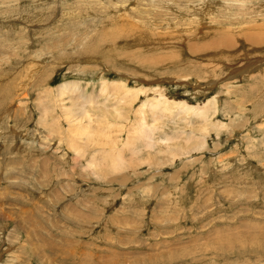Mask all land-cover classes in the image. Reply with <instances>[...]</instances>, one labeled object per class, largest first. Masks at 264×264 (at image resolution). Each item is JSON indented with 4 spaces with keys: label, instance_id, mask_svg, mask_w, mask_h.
<instances>
[{
    "label": "rangeland",
    "instance_id": "rangeland-1",
    "mask_svg": "<svg viewBox=\"0 0 264 264\" xmlns=\"http://www.w3.org/2000/svg\"><path fill=\"white\" fill-rule=\"evenodd\" d=\"M74 81L101 123L78 160L60 108L41 115ZM161 95L216 98L209 133L167 119L143 148ZM0 264H264V0H0Z\"/></svg>",
    "mask_w": 264,
    "mask_h": 264
},
{
    "label": "bare ground",
    "instance_id": "bare-ground-1",
    "mask_svg": "<svg viewBox=\"0 0 264 264\" xmlns=\"http://www.w3.org/2000/svg\"><path fill=\"white\" fill-rule=\"evenodd\" d=\"M195 10H197V9H195ZM199 17H200V15H199ZM113 85H114V87H116L115 89H117L118 87L125 88L124 85L120 86V83H117V82L114 83ZM105 87H106V83L104 82V84L102 86L101 97H104L102 95H106L107 93L110 92ZM228 89H229V87H228ZM128 92L131 93V90H129ZM227 94H229V91L227 92ZM96 95H97L96 93L88 94L87 92H84V90H82L81 83L76 82V81L68 82L66 84H62L56 90H54L52 93H49L48 96L46 94L47 97L51 98V101H50V99H48L46 97L45 102L46 103L48 102L49 105H51V107H47L42 111V114H41L42 119H44L46 117V115L48 117L53 112H55L54 110L57 107L60 108V111L63 113V118L68 121L69 126H72V128L70 127L71 131L72 130L75 131L72 134L73 136L71 139L75 140L74 137H76V140L74 142L70 143V145L72 146V148H74L73 151L77 157V160L84 158L85 154L87 153V152L83 153L84 148L81 149V147L80 148L76 147L77 145L78 146L82 145L81 143H83L82 146H85L86 143L89 142V138L85 139L84 135H89L87 137H90V140H91V137H93V135L98 133L101 129V123H98L99 121L97 120V123H98L97 124L96 120L91 118V116L93 117L94 114H92L90 112V110L92 109V106L95 104H98L97 100H96L97 99ZM107 96H108V94H107ZM127 96H128V94H127ZM66 100L69 101L68 103L70 104V106H67L65 104ZM147 103L148 104L143 105L141 107V109L139 110V116L141 115L140 116L141 120L139 119L140 122L138 123V127L136 130V132H137L136 133V135H137L136 141L144 142L142 147L150 149V150L155 149L158 146L157 143L159 141H156L155 138L157 137L156 134L159 133L160 131H162L161 125H162L163 121L168 119V120H171L172 122L176 123L178 120L183 119L182 117H186V119H187V118H190L189 115H191V117L195 116V120L197 122V123L194 122L195 124L190 123L189 121L186 122L187 120H181V122L187 123L190 127L195 126L197 124L201 125L203 130H206V131H208L207 133H209V131L211 129L212 116L216 115L219 112L218 111L219 108L217 107L218 101L216 98L209 100L207 103H204L205 104L204 106L199 107V108L191 106V105L183 103V102L171 103V101L167 100L166 97L163 95L159 96L156 100L151 101V102H147ZM100 106H101V104H100ZM147 107H149V108H147ZM146 109H148L149 112L151 113L150 119H152V121H153L152 124L147 122L146 119L144 118L146 115L145 114ZM114 112L118 117H122V114L120 113L121 111L119 112L118 110H115ZM102 115L104 116L106 114L103 113ZM87 119H90V123L89 124L86 123L87 125L86 124L83 125L82 122L85 120L87 121ZM100 119H102V118H100ZM44 120H41V123L43 125L44 124L47 125L48 121L47 120L44 121ZM102 120H105V119L103 118ZM58 121H59V119H58ZM100 122H101V120H100ZM105 122H106V120H105ZM106 125H107V123H106ZM215 127H217V126H215ZM103 128H104V126H103ZM198 128H199V126H198ZM212 128H214V127H212ZM206 131H203V132L206 133ZM100 135L102 137V134H100ZM165 135H167V134H165ZM182 136H186L185 138H186L187 143H192L193 138L194 137L196 138V136H194L193 132H190V133L183 132V133L176 135L175 136L176 138H171L169 136H165L161 141L163 142V144H170L174 140H177ZM196 139H198V138H196ZM128 145H129V142L127 141V146ZM122 150H119V149L116 150L118 153H117L116 160L113 163L115 170L121 168V165L125 162L126 158L119 153V151H122ZM139 151L140 150L137 151V149L135 147H133L132 149H129V152H130L129 159L133 161L134 155L136 153H138ZM98 153H100V151L95 152L94 155L92 156L91 160L88 161V163L86 164V170H89L91 173H93V175L100 177L98 174L100 173L99 171H101L103 166H104L103 162H101V161H104V158H100V155ZM104 154H108V153L104 151ZM109 155H110V153H109ZM102 156L103 155H101V157ZM109 158H114V157L112 155H110Z\"/></svg>",
    "mask_w": 264,
    "mask_h": 264
}]
</instances>
